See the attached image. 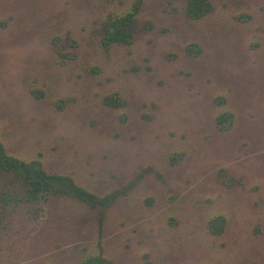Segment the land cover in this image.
I'll list each match as a JSON object with an SVG mask.
<instances>
[{
    "label": "rangeland",
    "instance_id": "374dc122",
    "mask_svg": "<svg viewBox=\"0 0 264 264\" xmlns=\"http://www.w3.org/2000/svg\"><path fill=\"white\" fill-rule=\"evenodd\" d=\"M188 4L0 0L6 154L113 197L0 167V264H264V0Z\"/></svg>",
    "mask_w": 264,
    "mask_h": 264
},
{
    "label": "trees",
    "instance_id": "16d2710c",
    "mask_svg": "<svg viewBox=\"0 0 264 264\" xmlns=\"http://www.w3.org/2000/svg\"><path fill=\"white\" fill-rule=\"evenodd\" d=\"M206 4V1H204ZM200 0H189V14L193 17H199L203 13L199 9ZM133 13H128L116 21H112L111 28L107 30V42L122 41L127 43L132 32ZM0 167L4 171L12 172L28 184V193L33 197L48 192L62 193L75 197L90 206H107L111 198H98L80 186L67 176L56 174H47L39 161L25 162L23 160L11 157L6 154L2 143L0 142ZM94 262V260H90Z\"/></svg>",
    "mask_w": 264,
    "mask_h": 264
}]
</instances>
